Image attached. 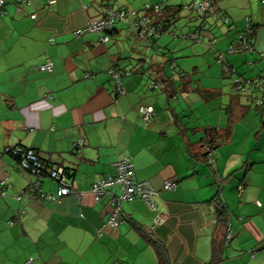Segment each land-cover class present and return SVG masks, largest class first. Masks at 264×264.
Returning <instances> with one entry per match:
<instances>
[{
  "label": "crops",
  "instance_id": "crops-1",
  "mask_svg": "<svg viewBox=\"0 0 264 264\" xmlns=\"http://www.w3.org/2000/svg\"><path fill=\"white\" fill-rule=\"evenodd\" d=\"M162 2L4 0L0 180L10 189L0 199V264H163L158 248L164 264H264V109L254 106L259 94L232 85L264 72V0H216L200 21L186 10L193 0H167L173 24L155 40L138 42L122 24L107 42L98 33L74 36L108 8L142 13ZM246 24L251 50L229 54ZM192 32L201 42L179 37ZM216 53L234 75L223 74ZM46 60L52 72L38 70ZM112 66L130 72L122 96L111 90ZM150 81L163 90L150 91ZM141 106L154 109L148 124ZM79 139L80 155L73 149ZM15 147L67 169L81 200L40 198L56 196L58 184L5 153ZM123 159L137 182L158 193L156 210L139 199L123 202L111 227L109 200L120 189L99 202L89 189ZM166 181L176 189L165 191Z\"/></svg>",
  "mask_w": 264,
  "mask_h": 264
},
{
  "label": "built area",
  "instance_id": "built-area-1",
  "mask_svg": "<svg viewBox=\"0 0 264 264\" xmlns=\"http://www.w3.org/2000/svg\"><path fill=\"white\" fill-rule=\"evenodd\" d=\"M167 0H163L162 3L154 6L146 5L142 13L136 11H126L121 8H108L104 10L103 18L100 20L89 21L86 27L82 30H78L74 33L75 37L81 36L86 33H98L102 36V42L109 41L108 33L118 29V25L128 26L133 29L134 36L137 41H146L157 39L159 36L167 33L164 29V5ZM216 0H193L191 6L186 7V10L193 12L196 20H203L208 13H212ZM4 5V0H0V7ZM117 4L115 3V6ZM31 20L36 18L35 14L30 15ZM245 32L239 37L237 41L230 44L228 53L232 54L239 51H250L252 45L253 30L248 24H246ZM180 39L189 40L195 43L201 42V36L197 33H188L179 36ZM213 42L211 43V45ZM216 58L223 64L222 72L225 76L235 74V70L229 69L224 64V57L221 53H216ZM38 70L52 72L53 65L49 60H46ZM111 81L114 83V89H116L118 95L125 93L120 83V78L129 77V72L120 71L118 69H111L109 71ZM87 77V76H86ZM233 89L237 93H245L247 90H252L254 93L259 94V97L254 98V106L259 109H264V72L258 78L243 80L238 77L232 80ZM163 86L150 83L149 90H163ZM138 113L141 116L142 121L148 124L154 117V109L150 106H141L138 109ZM84 142L82 139L76 141L73 146L75 154L80 155ZM210 148V147H208ZM5 153L11 156L19 158L20 166L38 176L47 175L52 178L58 184V190L56 196L53 195H41L40 198L48 201H56L65 196L73 195L78 201L81 200L83 193L79 192L75 183L70 182L64 168L51 167L44 162L41 163L39 155L36 152L24 150L19 147L7 148ZM113 175L108 176L98 182H95L89 189V193L92 195L95 202H99L101 198L108 194L109 191L118 187L120 193L118 195H112L109 200V205L112 208L111 217L108 220V225L116 227L120 222L121 217V204L134 199L141 200L150 210L155 211V199L158 197V193L147 182H137L134 176L133 165L128 159L117 161L112 165ZM40 169L45 170L40 173ZM177 187V183L174 181H166L163 184L165 191H173ZM34 187L33 190H36ZM10 189V185L5 181L0 180V199H4L7 196V190ZM244 189V185L240 184L237 188L238 196H241ZM160 218L155 219V224L160 223ZM230 235H227L229 240ZM117 264V263H116Z\"/></svg>",
  "mask_w": 264,
  "mask_h": 264
},
{
  "label": "trees",
  "instance_id": "trees-1",
  "mask_svg": "<svg viewBox=\"0 0 264 264\" xmlns=\"http://www.w3.org/2000/svg\"><path fill=\"white\" fill-rule=\"evenodd\" d=\"M167 10H168V8H167ZM164 18H165V20H164V25H165V27H164V29L165 30H167L168 28H169V26L171 25V24H173L172 23V21L170 20V18L169 17H167V15H166V12H165V9H164ZM114 33V30L112 31V32H110V33H108L107 34V36H108V38H109V35H112ZM134 33V32H133ZM135 37V36H134ZM153 40H155V39H153ZM138 42H141V41H138ZM111 69H114V70H116V69H118V70H120V71H125V72H129V71H126V70H124V69H119V68H117V67H115V66H112V67H110V69L108 70V75H109V77H110V74H109V71L111 70ZM129 75H130V72H129ZM260 76V75H259ZM259 76H257L256 78H258ZM122 78H126V77H122ZM122 78H120V83H121V80H122ZM110 79H111V77H110ZM112 82V81H111ZM150 83H155L156 85H159V84H157L155 81H150L149 82V84H148V89H149V85H150ZM121 86L123 87V85H122V83H121ZM160 86V85H159ZM162 86V85H161ZM124 89V88H123ZM111 90H112V92L114 93V94H116V96H122V95H118L117 94V91H116V89H114V83H112V87H111ZM125 91V90H124ZM151 91V90H150ZM152 91H158V90H152ZM14 159H16L18 162L20 161L19 160V158H17V157H15V156H12ZM39 160H40V162L41 163H45L46 165H48V163L46 162V161H44V160H42L40 157H39ZM65 170V172H66V174H67V176H68V178L70 177V174L68 173V171H67V169H64ZM45 170H43V169H40V173H43ZM218 202H220V204H218L219 206H218V209H217V211H218V220H220V222L224 225L225 224V222H226V218H225V211H224V206H223V204H222V202L220 201V199H218L217 200ZM158 253H159V256H160V258H161V260H162V262H163V264H164V262H165V260H164V256H163V251L161 250V248H158Z\"/></svg>",
  "mask_w": 264,
  "mask_h": 264
}]
</instances>
